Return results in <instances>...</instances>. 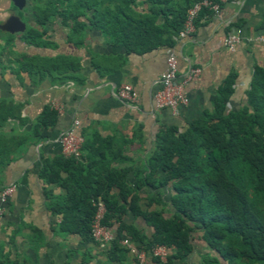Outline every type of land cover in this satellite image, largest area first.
<instances>
[{"label":"crops","instance_id":"0c3cea01","mask_svg":"<svg viewBox=\"0 0 264 264\" xmlns=\"http://www.w3.org/2000/svg\"><path fill=\"white\" fill-rule=\"evenodd\" d=\"M43 9V0H26L22 11L13 7L10 0H0L3 19L15 15L25 24L23 33L11 35L0 31V99L24 120L8 119L3 131L13 128L22 135L31 130L45 108L57 113L56 124L46 131L47 137L21 146L3 170V187L15 185L16 190L0 216V252L10 263L19 264H139L128 252L121 259L110 261L106 249L78 235L61 232V216L52 214L49 204L50 198L65 196L66 189L49 186L41 179L42 162L62 156L57 140L77 119L79 132L91 153H95L93 149L98 147L99 139L107 140L103 157L95 155V162L81 157L77 160L84 166L97 163L98 168L126 169V183L137 196L141 211L171 213V188H137L139 169L156 149L159 129L174 127L181 132L211 111V97L231 73L237 75L231 101L240 104L244 100L254 69L264 70V43L249 41L264 32V0L226 3L217 19L201 14L193 34L180 40L177 35L173 36L172 46L162 45L148 52H128L120 44L107 42L98 30L91 28L85 30L82 44L75 45L69 41V29L58 16L43 24L37 23L38 19H44ZM142 9L146 6L138 7ZM234 28H240L244 38L235 52H229L224 47V39ZM30 32L39 33L41 46L27 41ZM171 53L178 59L179 80L190 68L200 69L201 73L184 88L186 105L179 106L174 113L158 111L152 117L153 94L159 88V77ZM19 55L77 58L78 69L67 72L76 78L56 80L45 74L33 80L26 71L18 70L15 58ZM125 84L131 85L138 94L136 105L125 104L117 98L118 89ZM87 153L84 151V155ZM110 193L118 197L119 190L112 188ZM157 194L161 196V203H149ZM122 220L146 235L152 232L141 217L130 212ZM111 232L114 235L113 229ZM207 253L205 244L195 235L193 250L182 263L198 264ZM145 264L164 263L148 258Z\"/></svg>","mask_w":264,"mask_h":264},{"label":"trees","instance_id":"16d2710c","mask_svg":"<svg viewBox=\"0 0 264 264\" xmlns=\"http://www.w3.org/2000/svg\"><path fill=\"white\" fill-rule=\"evenodd\" d=\"M196 1L43 0L44 19L37 23L58 16L75 45L82 44L85 30L91 28L128 52H148L173 45L172 37L178 35L187 10ZM142 5L146 9L138 10ZM38 39L39 33L30 32L27 37L32 45L41 46ZM15 59L18 70L26 71L33 80L45 74L56 80L74 79L67 72L79 67L77 58L63 55H19ZM236 79L235 73L228 75L211 97L212 110L185 130L159 129L156 149L139 169L137 188L158 190L169 186L173 193L168 215L164 210H140L137 196L126 183V169L98 168L97 163L84 166L80 160L63 155L44 160L41 179L49 186L66 189L65 196L50 198L49 204L52 214L61 216V232L96 245L91 238V222L93 204L101 200L105 206L102 224L114 231V239L105 250L110 261L127 253L120 241L128 237L141 251L167 246L172 252L164 264H183L197 235L208 250L198 264H264V70L254 69L244 100L233 110L229 104ZM8 119L24 121L0 99V191L3 170L16 151L29 141L46 138V131L56 124L57 113L45 108L31 130L22 135L13 128L3 131ZM94 143L92 140L91 148ZM105 143L107 140L99 139L98 147L92 148L95 153H91L84 141L81 158L95 162V155L104 156ZM112 188L119 190L118 197L110 193ZM149 203H161V196H153ZM129 212L145 221L152 229L150 235L123 222ZM0 264L19 263H10L0 252Z\"/></svg>","mask_w":264,"mask_h":264},{"label":"built area","instance_id":"2783aa9c","mask_svg":"<svg viewBox=\"0 0 264 264\" xmlns=\"http://www.w3.org/2000/svg\"><path fill=\"white\" fill-rule=\"evenodd\" d=\"M236 1L239 0H198L194 2L187 10L185 21L177 35V39H183L195 32V22L201 14H207L211 18L217 19L222 5ZM243 38V32L240 28L231 29L224 39L225 49L229 52H235L237 47L242 43ZM249 41L264 43V32L253 39H249ZM200 73V69L190 68L184 77L179 80L178 59L175 54H169L166 59V69L158 80L159 88L153 94L152 117L158 111L169 110L174 113L179 106L186 105L188 99L184 93V88L187 83L199 76ZM116 96L125 104L136 105L139 102L138 94L128 84L120 86ZM79 126V120L75 119L70 128L63 132L57 140L61 154L66 158L79 159L81 157L84 138L79 132ZM15 190V185H9L3 187L0 191V216L5 213L8 201ZM93 205L95 207V214L91 222V238L100 249H107L114 239V235L107 226L102 224L105 206L101 200H98ZM120 245L129 254L133 255L139 264H145L148 258L156 259L160 263H166L172 252L171 248L164 245L154 246L149 251L138 250L128 237H124L120 241Z\"/></svg>","mask_w":264,"mask_h":264},{"label":"water","instance_id":"95a60500","mask_svg":"<svg viewBox=\"0 0 264 264\" xmlns=\"http://www.w3.org/2000/svg\"><path fill=\"white\" fill-rule=\"evenodd\" d=\"M13 7L18 11L24 10L26 6V0H10ZM25 30V24L15 15L9 16L7 19H3L0 15V31H4L11 35L23 33Z\"/></svg>","mask_w":264,"mask_h":264},{"label":"rangeland","instance_id":"374dc122","mask_svg":"<svg viewBox=\"0 0 264 264\" xmlns=\"http://www.w3.org/2000/svg\"><path fill=\"white\" fill-rule=\"evenodd\" d=\"M235 101H238V100H235ZM240 104L238 103V102H230V104H229V107H230V109H233V110H235V109H237L238 108V106H239Z\"/></svg>","mask_w":264,"mask_h":264}]
</instances>
